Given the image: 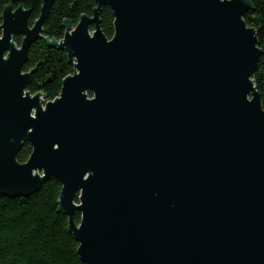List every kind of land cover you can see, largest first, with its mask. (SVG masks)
I'll use <instances>...</instances> for the list:
<instances>
[{"label": "water", "instance_id": "water-1", "mask_svg": "<svg viewBox=\"0 0 264 264\" xmlns=\"http://www.w3.org/2000/svg\"><path fill=\"white\" fill-rule=\"evenodd\" d=\"M53 1L32 25L23 4L0 11V195L57 179L58 211L86 264H264L251 1L95 0L92 16L64 21L62 39L44 38L74 64L45 101L26 90L34 70L23 66ZM106 4L111 39L100 28Z\"/></svg>", "mask_w": 264, "mask_h": 264}, {"label": "trees", "instance_id": "trees-1", "mask_svg": "<svg viewBox=\"0 0 264 264\" xmlns=\"http://www.w3.org/2000/svg\"><path fill=\"white\" fill-rule=\"evenodd\" d=\"M252 7L243 16L244 21L256 32L261 54L252 76L264 108V0H250ZM43 0H0V11L6 4L16 8L23 4L30 9L29 23L40 16ZM95 0H54L43 22L42 38L29 50L23 71L34 70L26 90L30 94L41 92L45 101L56 98L64 77L74 73V64L65 50L50 47L44 38L60 40L64 35V21L76 25L82 14L93 15ZM100 28L106 38L114 34V16L109 5L99 11ZM94 30V25L90 26ZM20 46L22 36L13 35ZM88 96L92 93L88 91ZM32 146L25 141L17 154L19 162H25ZM62 185L55 178L44 181L34 194L23 197L0 195V264H86L77 252L78 242L69 230L68 216L58 211ZM78 203L77 197L74 200ZM81 213L75 211L73 221L79 224Z\"/></svg>", "mask_w": 264, "mask_h": 264}, {"label": "rangeland", "instance_id": "rangeland-1", "mask_svg": "<svg viewBox=\"0 0 264 264\" xmlns=\"http://www.w3.org/2000/svg\"><path fill=\"white\" fill-rule=\"evenodd\" d=\"M74 25H72V27H73Z\"/></svg>", "mask_w": 264, "mask_h": 264}]
</instances>
